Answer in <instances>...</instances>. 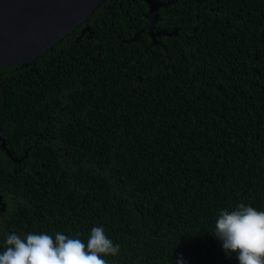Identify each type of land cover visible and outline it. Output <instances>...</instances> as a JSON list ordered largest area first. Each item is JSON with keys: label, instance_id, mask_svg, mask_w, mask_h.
Wrapping results in <instances>:
<instances>
[{"label": "trees", "instance_id": "16d2710c", "mask_svg": "<svg viewBox=\"0 0 264 264\" xmlns=\"http://www.w3.org/2000/svg\"><path fill=\"white\" fill-rule=\"evenodd\" d=\"M156 1L153 37L143 0H103L0 68V252L100 226L108 264H238L212 233L264 211V0Z\"/></svg>", "mask_w": 264, "mask_h": 264}, {"label": "clouds", "instance_id": "9594fccd", "mask_svg": "<svg viewBox=\"0 0 264 264\" xmlns=\"http://www.w3.org/2000/svg\"><path fill=\"white\" fill-rule=\"evenodd\" d=\"M214 238L227 256L236 254L238 264H264V211L240 203L235 210H223L215 222ZM0 264H108L120 245L113 244L103 227L91 229L85 242L80 233L68 236L46 232L26 235L6 234ZM177 264H184L178 259Z\"/></svg>", "mask_w": 264, "mask_h": 264}, {"label": "water", "instance_id": "95a60500", "mask_svg": "<svg viewBox=\"0 0 264 264\" xmlns=\"http://www.w3.org/2000/svg\"><path fill=\"white\" fill-rule=\"evenodd\" d=\"M102 1L0 0V68L31 61L51 49ZM143 1L148 7L144 30L150 35L148 25L153 29L161 3Z\"/></svg>", "mask_w": 264, "mask_h": 264}, {"label": "rangeland", "instance_id": "374dc122", "mask_svg": "<svg viewBox=\"0 0 264 264\" xmlns=\"http://www.w3.org/2000/svg\"><path fill=\"white\" fill-rule=\"evenodd\" d=\"M151 30H152V29H151V25L149 24V25H148V29H147V31L150 32Z\"/></svg>", "mask_w": 264, "mask_h": 264}, {"label": "flooded vegetation", "instance_id": "af4514ba", "mask_svg": "<svg viewBox=\"0 0 264 264\" xmlns=\"http://www.w3.org/2000/svg\"><path fill=\"white\" fill-rule=\"evenodd\" d=\"M154 34L152 33V31L150 32V36L152 37ZM154 41V40H153Z\"/></svg>", "mask_w": 264, "mask_h": 264}]
</instances>
